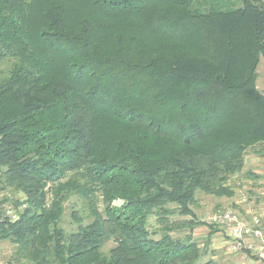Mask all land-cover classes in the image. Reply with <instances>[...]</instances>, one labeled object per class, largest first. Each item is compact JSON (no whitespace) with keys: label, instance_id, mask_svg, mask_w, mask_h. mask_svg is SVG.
Listing matches in <instances>:
<instances>
[{"label":"trees","instance_id":"1","mask_svg":"<svg viewBox=\"0 0 264 264\" xmlns=\"http://www.w3.org/2000/svg\"><path fill=\"white\" fill-rule=\"evenodd\" d=\"M261 58L264 0H0V240L32 264H221L192 206L255 176Z\"/></svg>","mask_w":264,"mask_h":264},{"label":"rangeland","instance_id":"2","mask_svg":"<svg viewBox=\"0 0 264 264\" xmlns=\"http://www.w3.org/2000/svg\"><path fill=\"white\" fill-rule=\"evenodd\" d=\"M236 0H234L235 2ZM261 64L258 66L257 70V86H258V91H260L264 95V59L261 58ZM7 63L0 66V71L5 70L7 68ZM249 155H253L252 153L249 152ZM248 179H251V177L247 176ZM239 182L242 183V180H238L237 177L235 176L231 182V184L236 188V194L235 197L238 199H241L240 201L244 202L247 204L248 202L252 201V193L249 192L248 187H246V183H242L241 186H239ZM240 189V190H239ZM8 197L9 199H12V197H15L16 199L20 197L19 194H14L11 192H2L0 194V200H2L5 197ZM197 204L192 206L193 211L195 212L196 218L200 219L201 221H204L206 223H210V218L215 212V210L219 207L220 205L218 204V199L214 198L212 196H207L201 192H197ZM212 201V202H211ZM12 204L11 202H8ZM117 204L119 201L116 202ZM218 204V205H217ZM72 209H75L76 211H79L81 217H85V208L82 200L78 197H73L67 204L65 208V213L62 219L61 226L64 228L65 232L67 233H72L76 230L77 225L73 221L72 218ZM188 217H183V216H174L172 219L177 220V219H188ZM89 221L86 220L85 223L87 224ZM151 226L149 230L155 231L157 224L156 222L151 218L150 222ZM204 226L197 227L194 231L199 230L197 234L193 236V238L197 241V243L201 246V249L203 251H206L207 254L206 257H203L204 260H208L210 255L208 254L209 252V239L206 237V232L203 230ZM219 230V229H218ZM189 234V230H184V231H175L173 233V236L176 238H183ZM194 234V233H193ZM113 246V242H109L104 250L105 252H108V249H110ZM16 251H17V246L13 245L9 241H3L0 240V264H32L29 262H26L24 260L22 261H17L16 260Z\"/></svg>","mask_w":264,"mask_h":264},{"label":"crops","instance_id":"3","mask_svg":"<svg viewBox=\"0 0 264 264\" xmlns=\"http://www.w3.org/2000/svg\"><path fill=\"white\" fill-rule=\"evenodd\" d=\"M258 88V86H257ZM259 90V89H258ZM245 174L253 172L255 176L248 179L247 176H240L238 180L246 183V187L252 193V201L247 204L237 197L223 198L218 200V204L225 209L233 210L243 216L244 219L250 220L253 216H259L261 226L264 227V156L248 155L244 167ZM239 182V186L242 184ZM240 190V189H239ZM212 202V201H211ZM217 204V205H218ZM206 232V237L209 239V252L212 259L221 264H262L252 256L239 253L236 255L229 254L226 251V245L229 240L228 234L219 229L216 233L211 235L210 229L207 226L202 227ZM199 230L194 231L193 236ZM195 238V237H194Z\"/></svg>","mask_w":264,"mask_h":264},{"label":"built area","instance_id":"4","mask_svg":"<svg viewBox=\"0 0 264 264\" xmlns=\"http://www.w3.org/2000/svg\"><path fill=\"white\" fill-rule=\"evenodd\" d=\"M2 208L6 218L12 222L18 220L19 213L13 205L5 203ZM24 208L25 205L20 210ZM210 223L228 234L226 251L229 254L245 253L264 264V227L259 216L246 220L239 213L225 209L214 212Z\"/></svg>","mask_w":264,"mask_h":264}]
</instances>
